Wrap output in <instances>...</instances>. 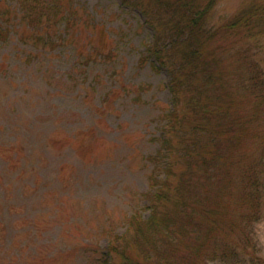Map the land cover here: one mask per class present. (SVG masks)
I'll return each mask as SVG.
<instances>
[{
  "label": "trees",
  "instance_id": "16d2710c",
  "mask_svg": "<svg viewBox=\"0 0 264 264\" xmlns=\"http://www.w3.org/2000/svg\"><path fill=\"white\" fill-rule=\"evenodd\" d=\"M121 1L141 11L155 31L153 42L139 53L137 66L148 63L155 71L167 69L172 107L159 113L158 117L165 123L157 130L158 135L151 137L158 147L146 156L152 165L149 189L143 194L148 214L144 217L138 210L130 214L122 234L106 230L107 253L101 255L103 261L119 258L121 264H202L207 258L227 262L235 248V255H243L249 262L258 264L260 257L249 250V245L254 243L242 231L260 218L261 185L257 170H263L264 165V126L253 128V118L247 116L248 120H242L245 115L241 108L248 102L257 104L259 109L264 105V69L251 57L253 48L249 43L264 36V25L261 30L253 25L254 20H264V12L260 8L259 13L250 16L240 13L217 27H210L206 23L207 15L216 0ZM91 15L76 0H16L15 5L0 0V53L7 58V65L13 61L20 68L16 77L2 69L4 60L0 61V88L15 84L16 78L19 81L16 86H23L30 70L35 73L32 77L50 88V72L56 77V69L65 68L67 74L84 75L77 82L72 81L71 90H77L75 97H81L85 104L88 98L80 94L86 90L95 93L101 77L100 70L91 74V63H110L116 58L114 49L102 52L91 47L84 52L75 47L76 28L92 31L99 26ZM236 31L241 32L240 36L250 37L245 39L248 46L244 49L238 43L232 46L230 41L224 42L225 35H235ZM90 75L93 78L88 81ZM237 85L246 89L250 97L243 100L233 94L231 89L237 90ZM149 87L140 84L133 100L141 101V95ZM127 88L118 87L121 91ZM18 91L12 97L4 94L9 96V103L20 101L17 104L20 110L11 108L5 125L0 123V136L8 141L7 151L0 152V160L4 155L20 163V158L25 156L21 163L24 168L21 171L25 172L28 161L40 154L42 160H37L34 168L43 172L39 175L42 180L50 162L47 163V155L52 152L50 147H54L50 142L53 132L61 130L72 141L71 127L75 122L66 127L71 117L64 111L47 104L44 97L38 98L39 94H29L28 89H23L22 95ZM112 91L116 88L109 89L98 98L99 104L91 107L101 109ZM5 108L6 105L1 106L0 111ZM43 162H46L44 166ZM22 172L14 179L18 177L22 181ZM12 174L6 162L0 164L2 186L11 184ZM42 196L44 193L39 194V203ZM24 203H28L26 198ZM27 212L24 216L32 213L28 209ZM45 212L47 216L54 213L51 209ZM31 216L28 221L38 225L36 217ZM20 218L25 219L19 215L13 221ZM6 221L5 217L0 218L1 225ZM50 221L54 222L55 218ZM32 224L25 231L27 242L20 239L17 245L9 244L6 255L9 264H18L23 251L20 246L35 242L39 230ZM11 229L16 233L15 226ZM234 232L240 235L234 237ZM3 239L8 240L6 236ZM85 245L92 251L95 249L90 243Z\"/></svg>",
  "mask_w": 264,
  "mask_h": 264
},
{
  "label": "rangeland",
  "instance_id": "374dc122",
  "mask_svg": "<svg viewBox=\"0 0 264 264\" xmlns=\"http://www.w3.org/2000/svg\"><path fill=\"white\" fill-rule=\"evenodd\" d=\"M7 1L15 5L16 0ZM76 1L92 14V19L99 23V26L92 28V31L76 28L73 37L75 47L84 52L91 47L102 52L114 49L116 58L110 63L95 61L91 63L89 69L92 71L91 74L100 70L101 77L95 93L86 90L87 92L80 94L82 97L85 94L88 98L85 104L80 101L81 97H75L77 90H71V85L74 84L72 81L77 82V79H82L84 75L79 72L76 75L67 74L65 68L56 69V77H52L54 75L51 76L50 72L51 89L39 78L31 76L35 75L33 70L29 71L28 80L23 86H16L19 82L17 78L13 81L15 84L1 86L0 107L6 105V108L0 111V123L3 126L11 116L9 112L11 108L17 107L20 110L17 105L20 101H17V104L14 101L9 103L8 95L12 97L16 90L22 95L23 89H28V93L35 96L39 94L38 98L44 97L47 104L60 108L70 116L66 127L71 126V122L75 124L71 127L74 135L72 141L68 140L61 130L53 132L50 142L55 148L50 147L52 152L47 155V163L50 162L44 170L46 174L42 180L39 179V175L41 176L43 172H36L34 168L37 160H42L40 154H36L32 162H29L27 157L25 172L21 171L24 169L21 163L25 161V156L20 158L19 163L2 155L3 161L0 160V164L6 162L9 165L14 181L12 180L9 186L0 184V218L5 217L7 220L3 226L0 224V264L10 263L6 257L9 244L17 245L20 239L28 241L25 231L31 227L28 225L32 224L28 221L33 218L31 215L37 219L38 225H32L37 227L39 235L31 245L20 246L23 251L18 264H121L119 258H110V261L105 262L101 257L107 253L106 230L122 234L127 228L130 214L137 210L141 211L144 217L148 214L147 200L143 194L149 189L152 165L148 163L146 156L154 153L158 147L157 142L151 140V137L165 123L162 117H158L159 113L172 107L167 88L169 72L165 68L159 71L152 70L148 63L141 67L137 66L139 53L145 51V47L153 42L155 34L141 11L127 6L121 0ZM260 8L261 12H264L262 9L264 0H216L213 9L207 15L209 17L206 23L210 27H217L240 13H247L248 16L250 13H259ZM253 25L256 30H261L264 20L262 22L254 20ZM240 35V31H236L232 36L225 35L224 42L230 41L232 46L238 43V46L241 45L240 48L244 49V46H248L245 39L250 37ZM249 43L250 48L255 49L254 51L252 49L251 57L264 69V36H259L257 41L252 39ZM232 46L229 47L232 49ZM1 54L0 61L4 60L2 69L5 68L8 73L16 74L18 77L20 68L13 65V61L7 65V58ZM114 70L119 71L114 73ZM92 78L90 75L88 81ZM140 84L150 87L141 95V101H136L133 99ZM82 85L84 87L86 84ZM120 85H126L127 90H119ZM54 86H57V90ZM46 88L49 89V93ZM113 88H116V91H112L101 109L91 107L93 104L97 106L98 98H102ZM231 91L243 100L250 97L246 89H240L238 85L237 90L232 88ZM250 103H245L241 108L245 115L241 119L253 118L252 127L258 125L263 128L264 102L261 109L257 104L255 106ZM88 128L90 131H87ZM7 144L8 141L0 136V152L7 151ZM45 163L43 162V166ZM20 172L23 174L22 181L18 177L14 179ZM257 174L261 185L260 218L244 226L242 233L249 234L250 240L254 243V246L249 245L251 247L249 250L260 257L258 264H264L261 262L264 261V165L263 170H257ZM0 182H3L1 175ZM28 182L37 187L33 188ZM20 192L24 194L23 197ZM42 193L44 196L39 203V194ZM24 198L28 203H24ZM12 205L14 206L11 207ZM27 209L32 213L24 216ZM50 209L54 213L50 216L45 215V211ZM6 212L11 214L6 215ZM19 215H23L25 219L13 221L19 218ZM52 217L55 218L54 222L50 221ZM10 226H15L16 233ZM42 229L49 230L43 232ZM30 231L33 230L30 228ZM17 233L19 236L15 235ZM237 235L239 236L240 232H234L233 236ZM5 236L8 240L3 239ZM4 241H7V244ZM88 243L94 246L93 251L85 245ZM234 250L235 248L231 253L235 255ZM31 253L34 257H31ZM233 256L228 258L227 262L205 258L202 264H254V261L249 262V258L243 255Z\"/></svg>",
  "mask_w": 264,
  "mask_h": 264
}]
</instances>
